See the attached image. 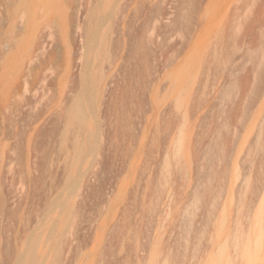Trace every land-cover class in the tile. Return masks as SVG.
Here are the masks:
<instances>
[{"label":"rangeland","instance_id":"374dc122","mask_svg":"<svg viewBox=\"0 0 264 264\" xmlns=\"http://www.w3.org/2000/svg\"><path fill=\"white\" fill-rule=\"evenodd\" d=\"M56 1L15 28L0 264H264V0Z\"/></svg>","mask_w":264,"mask_h":264},{"label":"bare ground","instance_id":"6f19581e","mask_svg":"<svg viewBox=\"0 0 264 264\" xmlns=\"http://www.w3.org/2000/svg\"><path fill=\"white\" fill-rule=\"evenodd\" d=\"M0 6L2 8V9L0 8L1 9L0 30L2 31L3 34L7 35L6 39L2 41V44H1L2 50L0 53V104L3 108V111L4 110L7 111L10 108L11 99L14 96V93L12 91V85L13 83L17 81L18 78L21 77L22 65L24 61L29 60L30 62L34 59H38V56L43 53L42 50H44L45 48V42L43 41H40L32 48L27 47L25 45V37H24L25 34H23V32H25L26 34L33 33L35 35L36 30H37L35 29V26H34L35 16L37 12H33V9L36 11L42 9L48 15L49 19H51L52 17L53 18L56 17V14H57L56 12H58L57 10L59 9V4L57 3L56 0H10V1L1 0ZM17 25H19L20 28L22 29L23 31L22 34H21V31L19 34L15 33V28ZM47 35L50 36L51 31H49L46 34V36ZM52 36L53 35H51V37ZM64 63L66 66L65 70L66 72H68V68L71 63L69 61V56L66 57ZM18 92L19 91H17V93ZM18 96L20 97L19 93H18ZM67 118L70 119L69 121H71L72 119L71 117H67ZM7 122H8L7 117L2 114L1 121H0V218H3L7 212V201H8L7 200L8 199L7 185L9 183L11 184V186L16 184V181H14V174H16V170L14 173L15 168L14 166L13 167L11 166V162L13 159L12 157H10V152L13 150L12 152L18 151L20 153L19 146L17 145L19 150L16 148V146L12 148L11 143L8 140V138L15 137L16 139H18V141H20L22 138L21 137L22 135L21 127L16 125L13 128V132H10L8 127L6 126ZM78 151L80 153L81 150L79 149ZM10 177H11V180H10ZM18 181L22 182V178L20 174H19ZM2 229H3V226L0 224V231H2ZM23 260L24 259L21 257L20 261L23 262Z\"/></svg>","mask_w":264,"mask_h":264}]
</instances>
